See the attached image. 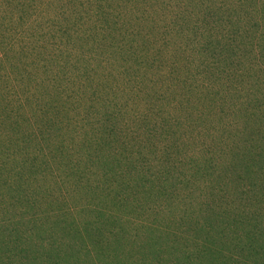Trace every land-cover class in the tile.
<instances>
[{
	"label": "rangeland",
	"instance_id": "rangeland-1",
	"mask_svg": "<svg viewBox=\"0 0 264 264\" xmlns=\"http://www.w3.org/2000/svg\"><path fill=\"white\" fill-rule=\"evenodd\" d=\"M0 264H264V0H0Z\"/></svg>",
	"mask_w": 264,
	"mask_h": 264
}]
</instances>
